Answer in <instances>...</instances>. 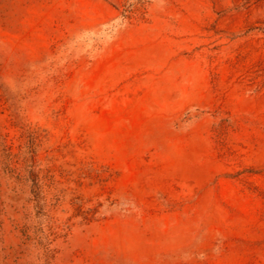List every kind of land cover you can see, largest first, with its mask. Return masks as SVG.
I'll return each instance as SVG.
<instances>
[{
  "label": "rangeland",
  "instance_id": "obj_1",
  "mask_svg": "<svg viewBox=\"0 0 264 264\" xmlns=\"http://www.w3.org/2000/svg\"><path fill=\"white\" fill-rule=\"evenodd\" d=\"M0 264H264V0H0Z\"/></svg>",
  "mask_w": 264,
  "mask_h": 264
}]
</instances>
